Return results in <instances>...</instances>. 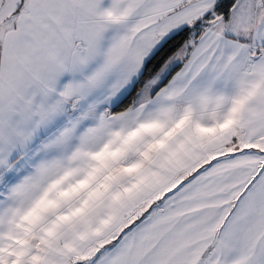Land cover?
<instances>
[{"label": "snow or ice", "instance_id": "6c2138e0", "mask_svg": "<svg viewBox=\"0 0 264 264\" xmlns=\"http://www.w3.org/2000/svg\"><path fill=\"white\" fill-rule=\"evenodd\" d=\"M0 264H264V0H0Z\"/></svg>", "mask_w": 264, "mask_h": 264}]
</instances>
